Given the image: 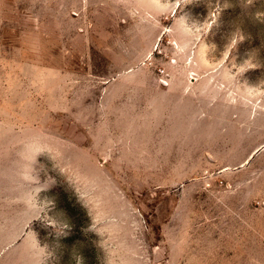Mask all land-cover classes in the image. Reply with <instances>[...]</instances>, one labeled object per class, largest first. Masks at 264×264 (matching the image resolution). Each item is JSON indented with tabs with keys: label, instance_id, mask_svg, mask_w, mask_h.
I'll return each mask as SVG.
<instances>
[{
	"label": "rangeland",
	"instance_id": "rangeland-1",
	"mask_svg": "<svg viewBox=\"0 0 264 264\" xmlns=\"http://www.w3.org/2000/svg\"><path fill=\"white\" fill-rule=\"evenodd\" d=\"M160 3L0 0V264H264V0Z\"/></svg>",
	"mask_w": 264,
	"mask_h": 264
},
{
	"label": "clouds",
	"instance_id": "clouds-1",
	"mask_svg": "<svg viewBox=\"0 0 264 264\" xmlns=\"http://www.w3.org/2000/svg\"><path fill=\"white\" fill-rule=\"evenodd\" d=\"M149 3L157 11L162 10V8L164 7H168L167 5L162 6L160 0H149ZM177 3H179V0H177ZM180 28L182 33L184 34H189L191 31V29L187 25H181ZM25 150L32 157V159L29 161V165L31 164V162H34L35 156L38 153H42L44 151L48 152L47 149H44L42 147L29 148L27 145L25 146ZM31 169L33 168L31 167ZM33 252L35 253L36 264H48V252L44 247H41L39 243L33 245Z\"/></svg>",
	"mask_w": 264,
	"mask_h": 264
}]
</instances>
